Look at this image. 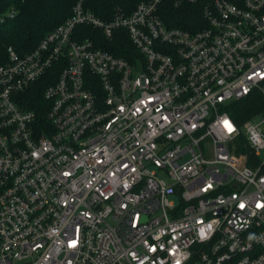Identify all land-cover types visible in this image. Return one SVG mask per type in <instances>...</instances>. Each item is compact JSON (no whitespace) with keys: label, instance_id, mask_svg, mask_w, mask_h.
<instances>
[{"label":"built area","instance_id":"built-area-1","mask_svg":"<svg viewBox=\"0 0 264 264\" xmlns=\"http://www.w3.org/2000/svg\"><path fill=\"white\" fill-rule=\"evenodd\" d=\"M163 1L105 22L78 0L35 49L7 48L0 264H264V0H167L201 3L193 31L164 25ZM43 77L44 124L25 105Z\"/></svg>","mask_w":264,"mask_h":264},{"label":"trees","instance_id":"trees-1","mask_svg":"<svg viewBox=\"0 0 264 264\" xmlns=\"http://www.w3.org/2000/svg\"><path fill=\"white\" fill-rule=\"evenodd\" d=\"M78 0H0V65L5 63L6 51L12 47L19 54L28 53L37 47V43L55 27L62 24L72 14V9ZM149 0H85L84 10L92 12L100 21H110L117 12L124 15L133 13L141 2ZM200 2L194 5H182L175 8L169 1L160 5V17L169 28L193 31L199 24L204 25ZM13 11L10 16L7 12ZM197 30V29H196ZM83 37L94 39L98 49L111 52L131 61L137 54L126 35L119 39H106L102 33L85 27L79 28ZM56 77H43L33 85L25 97V105L34 110L38 122L46 121V102L43 91L51 85ZM261 104L249 97L240 101L234 107L233 117L239 122L250 119L259 112Z\"/></svg>","mask_w":264,"mask_h":264},{"label":"snow or ice","instance_id":"snow-or-ice-1","mask_svg":"<svg viewBox=\"0 0 264 264\" xmlns=\"http://www.w3.org/2000/svg\"><path fill=\"white\" fill-rule=\"evenodd\" d=\"M223 124H224V127H225L229 132L233 131V127H232L231 123H230L228 120L223 121ZM240 206H241V208L244 207L243 204H241ZM257 207H264V205H260V204H258Z\"/></svg>","mask_w":264,"mask_h":264},{"label":"rangeland","instance_id":"rangeland-1","mask_svg":"<svg viewBox=\"0 0 264 264\" xmlns=\"http://www.w3.org/2000/svg\"><path fill=\"white\" fill-rule=\"evenodd\" d=\"M262 158H264V154L262 155Z\"/></svg>","mask_w":264,"mask_h":264}]
</instances>
